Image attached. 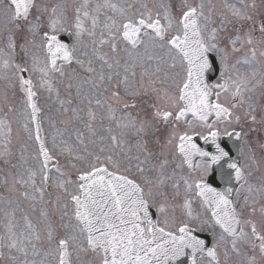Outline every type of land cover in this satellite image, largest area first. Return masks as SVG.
Returning a JSON list of instances; mask_svg holds the SVG:
<instances>
[{
  "label": "snow or ice",
  "instance_id": "6c2138e0",
  "mask_svg": "<svg viewBox=\"0 0 264 264\" xmlns=\"http://www.w3.org/2000/svg\"><path fill=\"white\" fill-rule=\"evenodd\" d=\"M258 55L255 0H0V264H264Z\"/></svg>",
  "mask_w": 264,
  "mask_h": 264
},
{
  "label": "rangeland",
  "instance_id": "374dc122",
  "mask_svg": "<svg viewBox=\"0 0 264 264\" xmlns=\"http://www.w3.org/2000/svg\"><path fill=\"white\" fill-rule=\"evenodd\" d=\"M52 2H55V0H52ZM248 2H251V0H248ZM255 2H256L258 5H262V4H264V0H255ZM218 5H220V4L218 3ZM62 91H63V90H62ZM41 102L43 103V97H42ZM238 114H239L240 116H242V115H243V112L240 111ZM235 126L237 127L238 125H235ZM248 143H249V141H248ZM251 146H252V144H251Z\"/></svg>",
  "mask_w": 264,
  "mask_h": 264
},
{
  "label": "flooded vegetation",
  "instance_id": "af4514ba",
  "mask_svg": "<svg viewBox=\"0 0 264 264\" xmlns=\"http://www.w3.org/2000/svg\"><path fill=\"white\" fill-rule=\"evenodd\" d=\"M242 56H243V55H242ZM242 56L239 55V58H241ZM233 63H234V61H233Z\"/></svg>",
  "mask_w": 264,
  "mask_h": 264
}]
</instances>
